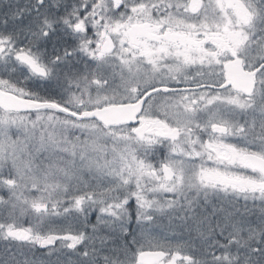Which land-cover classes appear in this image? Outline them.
<instances>
[{
  "label": "snow or ice",
  "instance_id": "obj_1",
  "mask_svg": "<svg viewBox=\"0 0 264 264\" xmlns=\"http://www.w3.org/2000/svg\"><path fill=\"white\" fill-rule=\"evenodd\" d=\"M0 264H264V0H0Z\"/></svg>",
  "mask_w": 264,
  "mask_h": 264
},
{
  "label": "rangeland",
  "instance_id": "obj_2",
  "mask_svg": "<svg viewBox=\"0 0 264 264\" xmlns=\"http://www.w3.org/2000/svg\"><path fill=\"white\" fill-rule=\"evenodd\" d=\"M165 228H166V222H164L163 224H161V225L159 226V228H158V232H159L161 235H168V236H171L172 234L169 233V232H166V231H165ZM177 235H179V234L177 233Z\"/></svg>",
  "mask_w": 264,
  "mask_h": 264
},
{
  "label": "trees",
  "instance_id": "obj_3",
  "mask_svg": "<svg viewBox=\"0 0 264 264\" xmlns=\"http://www.w3.org/2000/svg\"><path fill=\"white\" fill-rule=\"evenodd\" d=\"M41 252H42V250H41ZM41 253H37V255H40Z\"/></svg>",
  "mask_w": 264,
  "mask_h": 264
}]
</instances>
